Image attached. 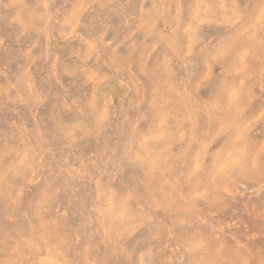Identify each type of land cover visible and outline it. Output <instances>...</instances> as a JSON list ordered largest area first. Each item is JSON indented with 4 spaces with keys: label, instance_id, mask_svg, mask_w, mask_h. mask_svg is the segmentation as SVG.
Here are the masks:
<instances>
[{
    "label": "rangeland",
    "instance_id": "1",
    "mask_svg": "<svg viewBox=\"0 0 264 264\" xmlns=\"http://www.w3.org/2000/svg\"><path fill=\"white\" fill-rule=\"evenodd\" d=\"M0 264H264V0H0Z\"/></svg>",
    "mask_w": 264,
    "mask_h": 264
},
{
    "label": "bare ground",
    "instance_id": "2",
    "mask_svg": "<svg viewBox=\"0 0 264 264\" xmlns=\"http://www.w3.org/2000/svg\"><path fill=\"white\" fill-rule=\"evenodd\" d=\"M85 58V57H84ZM132 76V75H131ZM206 78V77H204ZM134 97V96H133ZM182 126V125H181ZM134 131V130H133ZM38 132V131H37ZM73 140V139H72ZM56 146V145H55ZM113 148V147H112ZM120 157V156H119ZM31 166V165H30ZM92 169V168H91ZM68 178V177H67ZM31 189V188H30ZM93 190V189H92ZM111 196V195H110ZM54 202V201H53ZM3 204V203H2ZM132 205V204H131ZM177 210V209H176ZM38 216V215H37ZM154 225V224H153ZM191 227V226H190ZM145 229V228H144Z\"/></svg>",
    "mask_w": 264,
    "mask_h": 264
}]
</instances>
